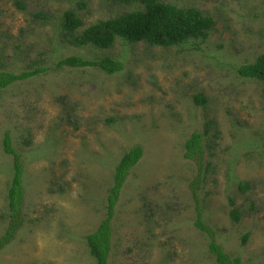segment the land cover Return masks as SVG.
Listing matches in <instances>:
<instances>
[{
	"label": "rangeland",
	"instance_id": "rangeland-1",
	"mask_svg": "<svg viewBox=\"0 0 264 264\" xmlns=\"http://www.w3.org/2000/svg\"><path fill=\"white\" fill-rule=\"evenodd\" d=\"M163 1L212 15L214 30L170 47L118 39L102 49L73 37L141 3L0 0V71L53 67L0 91V237L14 173L6 131L25 163L24 223L0 249V264H96L86 235L107 217L115 166L136 145L144 152L111 219L109 264H218L211 234L195 224L190 183L199 171L216 241L243 264H264V83L239 73L264 53V0ZM70 10L83 22L74 34L63 26ZM73 54L110 55L124 69L55 67ZM199 93L205 105L195 102ZM208 121L212 150L200 167L184 156L185 142Z\"/></svg>",
	"mask_w": 264,
	"mask_h": 264
},
{
	"label": "trees",
	"instance_id": "trees-1",
	"mask_svg": "<svg viewBox=\"0 0 264 264\" xmlns=\"http://www.w3.org/2000/svg\"><path fill=\"white\" fill-rule=\"evenodd\" d=\"M137 4L141 3L142 7L128 10L124 13L109 19L98 21L83 32L75 34L73 42L77 45H94L98 48L109 49L114 46L118 39H123L130 43L145 42L149 45H159L170 47L181 45L193 39L205 41L216 26L215 19L212 15L204 13L201 9L192 7H181L172 2L163 0H128ZM83 25L82 19L74 11L70 10L65 13L63 26L70 32L75 31ZM55 67H75V68H99L107 73L114 74L124 69V63L121 59L114 58L110 55H103L98 58H88L81 54H73L61 58L56 62ZM52 66L37 65L33 69H26L21 72L0 71V91L19 80H25L34 76L43 74ZM241 76L254 78L264 83V53L256 58L252 63H247L239 68ZM195 102L199 105H205L207 99L203 93L195 96ZM213 121L205 124L203 131H194L185 142L184 156L196 160L202 167L203 160L207 154H211L212 146L208 141V135L211 131ZM215 128L213 134H217ZM30 141L26 144L29 145ZM4 150L13 156V177L11 186L8 190V205L5 232L0 237V249L11 242L18 230L24 223L23 204L25 199L24 173L25 163L21 154L14 148L10 132L6 131L3 138ZM143 147L136 145L126 152L115 166L114 183L107 198V217L101 222L99 228L86 235V241L91 255L96 259V264H109V256L112 250V224L119 201L121 190L126 183L130 170L138 163L143 156ZM206 169L209 168V160L206 161ZM203 174V173H202ZM201 171L197 178L191 181L194 199L197 203V219L195 224L198 228L211 234L209 242V251L215 256L218 264H243L240 256H232L227 252L222 244L216 241L213 230L204 222L203 210L198 198V192L201 184ZM243 190L249 188L247 183L240 186ZM234 201H231L233 204ZM235 221H240L241 213L233 208L230 212ZM250 233L244 235V242L247 241Z\"/></svg>",
	"mask_w": 264,
	"mask_h": 264
}]
</instances>
